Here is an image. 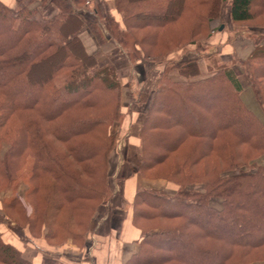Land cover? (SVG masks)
<instances>
[{
  "label": "trees",
  "instance_id": "obj_1",
  "mask_svg": "<svg viewBox=\"0 0 264 264\" xmlns=\"http://www.w3.org/2000/svg\"><path fill=\"white\" fill-rule=\"evenodd\" d=\"M113 1L118 21L103 1L89 10L90 0H0V224L22 242L42 235L49 245L84 246L96 210L111 197L122 86L115 65L99 64L79 34L89 30L104 52L119 46L133 62L161 64L218 31L227 3ZM228 17L234 26L256 20L264 28V0H230ZM248 39L253 49L232 65L264 116V34ZM211 61L209 73L197 61L165 66L146 104L141 186L132 200L141 239L126 264H264V165L257 163L264 121L241 100L233 67ZM160 180L177 191L151 185ZM194 184L202 190L187 188ZM23 185L29 214L18 196ZM0 264L32 263L0 236Z\"/></svg>",
  "mask_w": 264,
  "mask_h": 264
},
{
  "label": "rangeland",
  "instance_id": "obj_2",
  "mask_svg": "<svg viewBox=\"0 0 264 264\" xmlns=\"http://www.w3.org/2000/svg\"><path fill=\"white\" fill-rule=\"evenodd\" d=\"M100 1L101 0H90V4L86 5V7L88 9L89 7H96L100 3ZM229 3L230 0H227V3L225 4L223 9L224 20L222 25L220 26V28L222 27L221 31H212L208 39H200L196 42L195 45L200 43V45L202 46L200 49H202L203 51H200L195 45H185L183 49L177 50L170 54L167 61H163L161 64L152 62L145 64L141 60L133 62L129 60L125 54L120 52L119 46H113V50L111 49L109 52H104L98 47L97 42L95 41L91 32L89 30L87 31L89 37L91 38V46H89L90 48L84 46L87 53L92 55L94 50L95 52L96 50L102 51V53H104L105 61L113 63L115 65L119 76V82L122 86L120 98V113L122 114V116L119 122L113 125L111 130L112 133L116 135L117 140L108 160V181L111 188V197L106 204L100 205L96 210L94 219V232L97 231V225L98 223H100L103 216H110V213L112 211L111 206H113V204L115 206V201L120 200L118 199V197L121 194L119 193L121 188H124L126 182H129L130 179H138L136 166L140 161V157L135 159L131 155L134 153L133 147L127 146L126 141H128L129 139V132L131 131V129L133 131H137L140 135L139 130L142 126V117H145L146 104L150 101V97L153 95L155 89L157 88V84L160 81L161 76L163 75L162 73L165 66L168 69L172 67V65L178 66L184 65L185 63H193L197 61L201 68V71L209 73V70L206 69V67L212 66L213 62L211 61V59L212 57H214L218 59L217 62L224 63L230 68L233 67L242 86V92L240 94L241 100L250 111H252L261 121H264V116L259 108L258 103L254 99V94L252 89L250 88V84L247 78L243 74L240 67L235 66L234 64L232 65V62L235 58L245 59L253 49V42L248 39V34L251 33V31H257L259 34H264V28L254 27L253 25L257 24L258 22L256 20L251 22L248 26H234L233 24H231L228 17ZM261 43L264 44V40H262ZM109 44L110 45L108 46L110 48L112 46V43ZM129 50L132 51L131 49ZM186 60H189L190 62H185ZM101 61H104V59H101ZM97 62L99 64H104L99 60ZM157 72H160L161 74L158 75L159 73ZM171 76L173 75L171 74ZM173 79H177V76H173ZM142 95H147L149 99L146 100ZM138 145L140 147L139 141ZM128 149H130L131 151H129ZM138 152H140L141 155V148L138 149ZM257 163L264 165V157H261L257 161ZM163 184L164 183L161 180L151 182V185L155 186V188L158 186H162ZM187 188L190 190H202L201 186L198 184L189 185L187 186ZM25 189L26 187L24 185L19 187L18 196L21 200V203L25 207L27 214H29L30 206L23 196V192ZM220 203L221 202L218 200H212V205L215 208H219ZM0 225H2V228L7 229V226L4 222H2ZM93 234L92 232L87 234L86 238L87 236H90L91 238ZM35 239L37 241L32 244L22 242L21 240L20 241L21 244L29 250H32L33 248L36 249L38 245L40 250L43 253L45 252V258L43 260L50 259L56 261L58 264L65 263V258L63 257L62 251L65 249L66 252H68L69 249L66 247L70 246L73 247L74 250L71 251V257H66V261L68 258V261L66 263L78 264V260L82 259L84 261V259H88V256L84 254L87 240H85L84 246L75 245L69 240L64 245L60 246L53 244L49 245V243L44 240L42 235L38 236Z\"/></svg>",
  "mask_w": 264,
  "mask_h": 264
},
{
  "label": "crops",
  "instance_id": "obj_3",
  "mask_svg": "<svg viewBox=\"0 0 264 264\" xmlns=\"http://www.w3.org/2000/svg\"><path fill=\"white\" fill-rule=\"evenodd\" d=\"M1 1L11 6L16 0ZM101 1L107 4L111 15L116 19V21H118V14L114 9V1ZM51 9L52 7L49 9L50 12H48L52 15L54 14V10ZM79 38L85 47L91 46V38L89 37L87 31L81 32ZM92 55L102 63L107 62L105 61L104 53L100 50H96V52L94 50ZM101 59H104V61H101ZM185 62L190 61L186 60ZM157 73H159L158 75L161 74L160 72ZM141 121H143V117ZM129 134V139L126 141V144L127 146L133 147L134 153L131 155L135 159L139 158L140 152H138V149L141 148L139 133L131 129ZM138 141L140 143V147L138 145ZM128 150L131 151L130 149ZM162 182L164 183L162 186L156 187L158 190L164 191L169 195H173L177 191L178 187L175 184L166 181ZM140 185L141 180L134 178L130 179L129 182H126L124 188H121L119 191L121 194L118 197L120 200H116L115 206L114 204L111 206L112 211L110 216H103L102 220L97 225V231L94 232L91 238L87 239L84 254L88 256V259H84V261L80 259L78 260V264H126V262L138 252L141 234L140 230L132 224V200ZM0 236L4 243L17 249L25 260L31 262L32 264H42L43 259L45 258V252L43 253L38 245L36 249L33 248L32 250L25 248L21 244V241L9 230L2 228V225H0ZM66 248L69 249H67L68 252H66L65 249L62 251L63 257L65 258V263L63 264H69L66 262L68 261V258L71 257V251L74 250L71 246ZM66 257H68L67 261Z\"/></svg>",
  "mask_w": 264,
  "mask_h": 264
},
{
  "label": "water",
  "instance_id": "obj_4",
  "mask_svg": "<svg viewBox=\"0 0 264 264\" xmlns=\"http://www.w3.org/2000/svg\"><path fill=\"white\" fill-rule=\"evenodd\" d=\"M222 27L219 29L221 31Z\"/></svg>",
  "mask_w": 264,
  "mask_h": 264
}]
</instances>
